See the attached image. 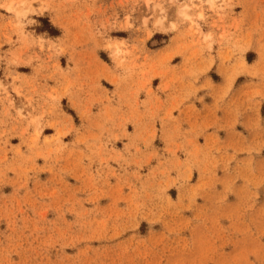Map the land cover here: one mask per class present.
<instances>
[{"label": "rangeland", "instance_id": "374dc122", "mask_svg": "<svg viewBox=\"0 0 264 264\" xmlns=\"http://www.w3.org/2000/svg\"><path fill=\"white\" fill-rule=\"evenodd\" d=\"M0 264H264V0H0Z\"/></svg>", "mask_w": 264, "mask_h": 264}, {"label": "crops", "instance_id": "0c3cea01", "mask_svg": "<svg viewBox=\"0 0 264 264\" xmlns=\"http://www.w3.org/2000/svg\"><path fill=\"white\" fill-rule=\"evenodd\" d=\"M1 43H4V42H1ZM174 43V42H173ZM173 43H171V44H173ZM168 45V44H167ZM166 46V45H165ZM165 46H163V47H165ZM161 47V46H160ZM176 56V55H175ZM184 91V90H183ZM114 92H117V94H121V95H123L124 97L125 96H127V94H125L126 93V89H125V85L124 84H122V85H120L119 87H113L112 89H111V95H113V93ZM171 96H172V93L170 92L169 93ZM116 97L114 96V99H115ZM117 98H118V96H117ZM15 100H16V98H15ZM115 102H116V99H115ZM121 103L123 104V103H125V101H124V99H122L121 100ZM124 106L122 105V108H123Z\"/></svg>", "mask_w": 264, "mask_h": 264}, {"label": "trees", "instance_id": "16d2710c", "mask_svg": "<svg viewBox=\"0 0 264 264\" xmlns=\"http://www.w3.org/2000/svg\"><path fill=\"white\" fill-rule=\"evenodd\" d=\"M40 19L46 25L44 29H46L51 35L58 34L57 30L46 19L45 20H43V18H40Z\"/></svg>", "mask_w": 264, "mask_h": 264}, {"label": "bare ground", "instance_id": "6f19581e", "mask_svg": "<svg viewBox=\"0 0 264 264\" xmlns=\"http://www.w3.org/2000/svg\"><path fill=\"white\" fill-rule=\"evenodd\" d=\"M182 7H184V6H182ZM183 9H184V8H183ZM183 9H181L180 12H183V13H184V10H183ZM206 36H208V35H206Z\"/></svg>", "mask_w": 264, "mask_h": 264}]
</instances>
